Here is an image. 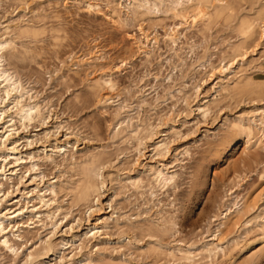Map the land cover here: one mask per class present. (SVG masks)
I'll list each match as a JSON object with an SVG mask.
<instances>
[{
  "label": "rangeland",
  "instance_id": "obj_1",
  "mask_svg": "<svg viewBox=\"0 0 264 264\" xmlns=\"http://www.w3.org/2000/svg\"><path fill=\"white\" fill-rule=\"evenodd\" d=\"M46 1L0 0L1 39L16 41L25 58L16 68L7 60L3 66L22 85V103L38 104L43 117L27 128L17 121L16 148L25 159L45 150L55 160L35 161L39 169L31 170L34 161L24 159L13 177L16 188L7 187L9 200L47 210L38 195L58 178L71 177L70 159L83 162L94 155L101 159L104 187L98 203L74 208L59 195L57 203L67 208L57 214L59 228L55 232L49 220L47 227L35 222L28 246H38V236H51L54 243L70 240L108 218L106 229L97 223L106 232L99 231L100 237H91L83 249L100 260L96 264L109 259L113 264H183L181 251L190 250L194 264H264V93L250 96L232 89L249 79L264 82V38L256 35L243 61L235 52L242 42L238 22L256 17L264 0H223L231 3L230 22L220 17L211 25L187 24L164 8L134 19L130 0H93L92 10L91 0ZM147 2L151 8L160 5ZM14 24L44 31L21 37L11 31ZM102 80H112L114 90L93 89ZM6 110L5 121L16 117L14 105ZM240 128L249 136H239ZM149 132L153 138L146 140ZM161 141L166 150L158 153L155 143ZM156 169L173 176L161 190L153 180ZM129 179H140L141 188ZM128 226L129 236L121 237ZM155 227L170 229L148 233ZM76 244L66 247L69 263H78L84 253ZM205 246L211 255L201 251ZM154 247L156 253L148 249Z\"/></svg>",
  "mask_w": 264,
  "mask_h": 264
},
{
  "label": "bare ground",
  "instance_id": "obj_2",
  "mask_svg": "<svg viewBox=\"0 0 264 264\" xmlns=\"http://www.w3.org/2000/svg\"><path fill=\"white\" fill-rule=\"evenodd\" d=\"M23 1H24L23 3H27L28 0H23ZM42 1L43 0H41V1L39 0L38 3L42 2ZM61 1L68 2L70 0H61ZM72 1H75V0H72ZM92 1L93 0L88 1V9L89 10L94 9L95 6H97L96 2H95V4H91L90 2H92ZM132 1L134 2V7L132 10V16L134 17V19L138 15L144 17L146 15V12L147 13L149 12V14L151 13V11L157 13V11L158 12L162 11L161 9L164 8V10H169L170 12L172 11L176 16L185 20V22L187 24H188L187 20L192 22L191 24H193L195 21H196L195 23L197 24V21L201 20V21H207L208 23H210L209 25H211L214 21H217V18H220V17H222V20H228L230 22L229 18L231 16V14L233 13L232 12L230 14L227 12L229 9H231V5H230L231 3H229V2L224 3L223 0H168L167 2H165V0H158L160 5H157V2H156L152 8L150 7V4L147 2V0L146 1L145 0H142V1L130 0V4H132L131 3ZM21 2H22V0H21ZM35 2H36V0H35ZM148 4H149V6H148ZM252 4H253V1H252ZM117 6L120 7V3H117ZM159 6L161 8H159ZM114 8H113L114 14H118L119 12H117V9L116 8L114 9ZM233 9L234 8H232V11H233ZM143 11H145V12H143ZM229 12H231V11H229ZM263 17H264V3L256 11V17H254L253 19L248 18V17L247 18L242 17V19H240V21L238 22V25L236 27V30H237L236 32H238L239 35H241L242 42L238 46L236 45L235 52L240 57H242V59H241L242 61H243L244 57L246 58L248 50L250 49L249 47L253 44V41L255 40L256 35H258L261 38H264V19H263ZM188 18H190V19H188ZM127 19H129V18H127ZM131 19H132V17H131ZM213 19H215V20L213 21ZM209 21H212V22H209ZM19 23H18V25H19ZM205 23L206 22H204V24ZM208 23H206V24L208 25ZM12 24H13V22L11 23V25ZM15 26H16V29H13L11 31L14 32V30H15V32L18 33L17 35H20L21 37H22V34L24 36H25V34L26 35L29 34L30 37L33 36V38H34V36H37L38 33L40 35V33L44 31L42 28H36L34 26H31V25H24V26L23 25H21V26L15 25ZM10 27H13V26H10ZM10 27L9 28L5 27V28L10 29ZM2 36L0 35V108H2V109H0V126H2L0 128V131H1L0 132V264H39L40 262H43V261H47L45 264H52V261H53V259L51 260L52 257H55V259H54L56 261L55 264H64L65 261H67V264H73V263H69L70 261L67 260L68 256L65 254L66 247L67 246H73L77 243V244H79V245L76 244L79 247V249L85 250L87 248L88 241L90 242L91 237L96 238L97 235L99 234L100 227L97 225L98 221L95 224L94 228H91V227L88 228L87 232H85L84 234L72 235L70 240L63 239L59 243H54L51 240V238H53L51 236L47 237L45 239H42V238H40V236H38V241H39L38 244L39 245L33 246V244L30 243V246H28L29 238H32V237H28V234L33 233V231H34L33 230V228H34L33 224L35 222L38 224L40 222L42 227H44V226L47 227L46 226L47 222L45 223V220L46 221L49 220L52 227L54 228V231H55V228H59V227H57L58 226V221L56 220L57 214L59 212L61 213L63 210L62 208H64L61 205H59L60 204L59 201H58L59 204L57 203L56 198H58L59 195H62L63 199L65 197H67V199L69 200V207L71 206V208H74L77 206H82V205L85 206L86 204L88 205L89 203H91L92 201H95V200H96V203L99 202V200H100L99 198L102 196L101 190L104 187V181H103V177H102V173H101L102 169L100 166V160L101 159H100V157L98 158L97 156H95L93 154L94 156L90 157L91 159L83 161V162H77L75 159H73L75 161L70 159L72 161V162L69 161L70 163L67 161V163H69L70 166L72 167V169H70V167H69V169L72 173L71 177L69 179H66L65 182H61L60 178H58L57 182L49 183V186L46 187L45 192L43 191L42 195H38V199H39L42 207H44V208L47 207V210L45 209L46 211L45 210L42 211L41 209H40L41 211L37 210L39 207L36 208V206H33V205L31 206L32 210L30 208H27V207H26L27 209H25L22 205L21 200L18 198H16L15 200H13L14 198L9 200V197L11 196L12 193L7 191V187L10 188L12 185L14 186L15 182H13L14 181L13 177L18 176L17 173L19 171V169L17 171L16 168H19L22 163L26 162L25 160L28 159L31 162L34 161L33 165L31 164L32 167L30 166L32 168L31 170H35V168L39 169L37 167L38 163H36L35 161H38V162L42 161L45 163L51 162V164H52L55 160H54L53 156L49 155L47 152H45V150L43 151V154L44 153L45 154L40 155V156H39V153H37L38 156L36 154L34 155V153L33 154L28 153L30 155L29 156L27 155V159H25L24 157H26V156L21 157L20 156L21 154L18 152V150L16 148L17 141L14 140V137L18 133V128L16 129L17 121L20 125L22 124L21 126L27 128V127H29L28 125L31 124V122H33V120L35 118L39 117V119H41L43 117H41V110H40V107L38 106V104H29V103L27 104L26 103L27 105H25V103L24 104L22 103V97H23L22 88H21L22 85L18 82V80H16L13 77L12 73H10L8 71V69H6L3 66L4 61L7 60V61H10L11 66L16 68L17 63L24 62L25 58L22 57L19 50H17L16 41L14 42V40H12V39H5V38L1 39ZM175 37H176L175 35L170 36V40L174 43L176 42ZM145 38L147 39L148 37L145 36ZM148 42H149V40H148ZM248 44L250 45L248 47L249 49L247 48ZM142 46H144V47H141L140 49H142L145 53H147V51H146L147 47H145V45H143V44H142ZM221 69H223V68H221ZM227 70H229V69L227 68ZM224 71H226V69ZM246 80H247V78H246ZM233 84H234L233 88H232L233 91L240 93V94H248L250 96L251 95L256 96L257 94H261V93L263 94L264 93V86H263L264 82H263V84L261 83V85H260L258 82L255 83L254 80L249 79L245 82L243 81L240 83L237 82V84H235V83H233ZM256 84H259L260 86L259 85L257 86ZM114 86H115V84L112 80H102V81H97L95 83V85L93 86L94 87L93 89H96V91H98V93H99L98 89H100V88L106 87V89L112 91L115 88ZM228 89H229V87H228ZM230 92H232V91L229 90V94H230ZM261 96H263V95H261ZM109 100L110 99H107V101H109ZM9 102H11V103H9ZM7 104L14 105V108H16V112H17V113L13 114V115H16V117L9 115V117H10L9 121L8 120L5 121V117H4V115L7 114L6 111H8V110H6ZM201 110H203L204 115H206L208 112V110L205 108H203ZM26 124H28V125H26ZM152 136H153V133L149 132L144 136V138L146 140L147 139L151 140L153 138ZM239 136H247L248 137L249 133L247 132V130L241 129V130H239ZM11 139H13V140H11ZM142 139L143 138L141 137L140 142H139L140 145L142 143ZM155 149L157 150L158 153L165 151L166 150V143L162 142V141L155 143ZM58 152L60 153V151H58ZM102 155H103V153H102ZM90 156H92V155H90ZM11 160H14L15 162L12 164ZM9 164L13 165V167H10V168H13L12 170L11 169L7 170V166ZM31 173H33V172H31ZM138 178H140V177H138ZM172 178H173V176L166 173L163 169L162 170L156 169V171L153 173V180L157 185L156 187L160 188V190L165 188L167 185H169L168 183L170 181H172L171 180ZM140 179L142 181V178H140ZM140 179H138V181L137 180L132 181L134 179H132V180L129 179L132 181V187H134L135 189L141 188L140 181H139ZM131 181H130V183H131ZM20 182L22 184V181H20ZM15 186H14V188H16ZM47 193H49V194H47ZM47 197H49V198H47ZM36 201H37V199H36ZM54 204H57V206L55 205V207H54L53 206ZM27 206H28V204H27ZM52 206H53V208H51ZM64 209H67V208H64ZM89 209H91V207L88 208V210ZM29 210H31V211H29ZM25 213L29 214V216H27L26 219H24ZM65 217H66V215H65ZM112 218H114V217H112ZM107 221H108V218H107V220H102L99 223H101L102 224L101 226L106 229V228L110 227V226H108ZM29 222H31V223H29ZM113 222L115 223V221H113ZM152 225H150V228L152 227ZM116 226H118V225L116 224ZM155 228H157V227H155ZM71 229H73L72 226H71ZM117 229H119V227H117ZM169 229H170L169 227H164L162 229L157 228L156 230L150 229V230H148L149 231L148 233L154 234V232L157 233V232L161 231L162 233L160 232L159 234H163L164 232L167 233V231ZM102 230H104V229H102ZM101 231H100V233H101ZM121 231H123V230H121ZM129 231H132V229H129V226H128L127 232L123 231L122 235L120 234L121 237H125V236L128 237L129 236L128 234L130 233ZM31 234H30V236H34L33 234L32 235ZM133 235H134V233H133ZM214 237H216V236H214ZM211 241H213V240H211ZM152 246L153 245H150V247H152ZM124 247H126V246H124ZM208 247L209 246H205L203 248V250H201V251L204 253H209L211 255L212 251ZM155 248H157V247L148 248V249H151L153 252H155L154 251ZM24 250H26V252H24ZM83 251H81V252H83ZM168 251L166 250L165 252H168ZM190 251H188V252H182L181 251V256L179 255V257H181V258L179 261H182L186 264H194L193 263L194 256H192ZM62 252H63V255H61ZM157 252H159V251H157ZM199 252H200V250H199ZM173 254L174 253H171L170 256L174 257ZM194 254H196V253H194ZM197 257H198V255H197ZM177 258H178V256H177ZM70 260H72V258ZM175 260H176V258H175ZM99 261L100 260L97 257H94V255L88 250V252L84 251V253L82 254L81 260L76 264H96L97 262L99 263ZM108 261L109 262L111 261V263H109V262L107 263V261H106L107 264H113L112 259L111 260L109 259ZM244 262L246 263L245 260H244ZM244 262H243V264H245ZM116 263L117 262L115 260V264ZM126 264H127V262H126Z\"/></svg>",
  "mask_w": 264,
  "mask_h": 264
}]
</instances>
